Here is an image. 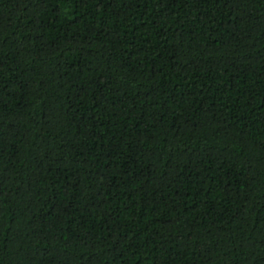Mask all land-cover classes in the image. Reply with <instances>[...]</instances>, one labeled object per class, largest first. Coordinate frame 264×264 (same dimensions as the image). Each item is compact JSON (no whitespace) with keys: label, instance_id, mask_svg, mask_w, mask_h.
I'll list each match as a JSON object with an SVG mask.
<instances>
[{"label":"trees","instance_id":"trees-1","mask_svg":"<svg viewBox=\"0 0 264 264\" xmlns=\"http://www.w3.org/2000/svg\"><path fill=\"white\" fill-rule=\"evenodd\" d=\"M0 264H264V0H0Z\"/></svg>","mask_w":264,"mask_h":264}]
</instances>
